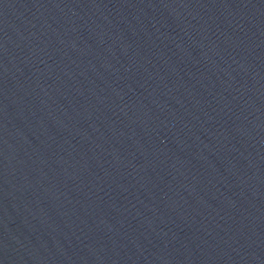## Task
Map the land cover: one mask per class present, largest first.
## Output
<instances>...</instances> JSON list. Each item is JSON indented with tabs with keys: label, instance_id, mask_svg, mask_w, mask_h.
<instances>
[{
	"label": "water",
	"instance_id": "95a60500",
	"mask_svg": "<svg viewBox=\"0 0 264 264\" xmlns=\"http://www.w3.org/2000/svg\"><path fill=\"white\" fill-rule=\"evenodd\" d=\"M0 264H264V0H0Z\"/></svg>",
	"mask_w": 264,
	"mask_h": 264
}]
</instances>
